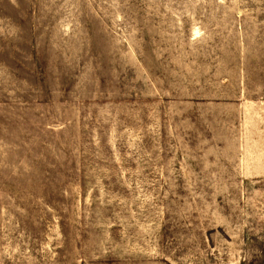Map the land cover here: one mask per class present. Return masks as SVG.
Listing matches in <instances>:
<instances>
[{"label":"rangeland","instance_id":"374dc122","mask_svg":"<svg viewBox=\"0 0 264 264\" xmlns=\"http://www.w3.org/2000/svg\"><path fill=\"white\" fill-rule=\"evenodd\" d=\"M0 264H264V0H0Z\"/></svg>","mask_w":264,"mask_h":264}]
</instances>
